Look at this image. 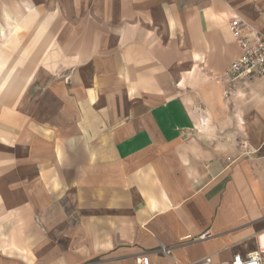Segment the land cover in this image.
<instances>
[{
  "label": "crops",
  "instance_id": "1",
  "mask_svg": "<svg viewBox=\"0 0 264 264\" xmlns=\"http://www.w3.org/2000/svg\"><path fill=\"white\" fill-rule=\"evenodd\" d=\"M264 0H0V264H213L264 233ZM8 22L10 24H8Z\"/></svg>",
  "mask_w": 264,
  "mask_h": 264
},
{
  "label": "built area",
  "instance_id": "2",
  "mask_svg": "<svg viewBox=\"0 0 264 264\" xmlns=\"http://www.w3.org/2000/svg\"><path fill=\"white\" fill-rule=\"evenodd\" d=\"M245 24L236 16L230 21V31L240 48V55L235 59L225 72L229 86L225 89V95H231L241 83L262 79L264 81V35L257 31H252L250 35L243 32ZM259 239V250L249 257L237 255L231 262L221 264H264V233ZM138 264H150L147 255L136 258ZM194 264H213L212 259L207 257Z\"/></svg>",
  "mask_w": 264,
  "mask_h": 264
},
{
  "label": "rangeland",
  "instance_id": "3",
  "mask_svg": "<svg viewBox=\"0 0 264 264\" xmlns=\"http://www.w3.org/2000/svg\"><path fill=\"white\" fill-rule=\"evenodd\" d=\"M8 24H10V23L8 22Z\"/></svg>",
  "mask_w": 264,
  "mask_h": 264
}]
</instances>
